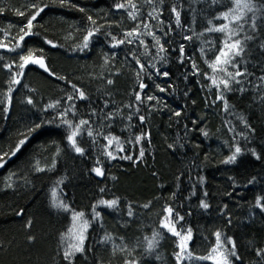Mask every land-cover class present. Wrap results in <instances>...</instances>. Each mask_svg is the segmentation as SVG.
<instances>
[{
  "label": "trees",
  "instance_id": "obj_1",
  "mask_svg": "<svg viewBox=\"0 0 264 264\" xmlns=\"http://www.w3.org/2000/svg\"><path fill=\"white\" fill-rule=\"evenodd\" d=\"M0 165V264H264V0H0Z\"/></svg>",
  "mask_w": 264,
  "mask_h": 264
},
{
  "label": "snow or ice",
  "instance_id": "obj_2",
  "mask_svg": "<svg viewBox=\"0 0 264 264\" xmlns=\"http://www.w3.org/2000/svg\"><path fill=\"white\" fill-rule=\"evenodd\" d=\"M245 6H246V5H245ZM32 7L35 8L36 10H35L34 13L30 14V18L27 20V24H26V26H25V27L27 28V31H25L24 28L21 29V32L23 33V35L20 36V40H21V41L24 40L25 36L31 34V29H32V27H33V21H35L36 18H37V16L40 14V12L43 11V8H37L36 5H32ZM116 7H117V8H123L124 5H123V4H117ZM173 11H175V9H173ZM18 14H19V15H22V16L25 15L24 12H19ZM129 15H132V13H129ZM150 15H151V14H150ZM223 15H224V17L226 18V14H223ZM133 18H135V17L133 16ZM89 19H91V17H89ZM226 27H227V25H222L220 28L215 29V30H216V31H221V32H223L224 29H225ZM132 34H133V33H131V32L127 33V35H129V36H131ZM91 35H93V33H92V32H89V33H88V36L85 37L84 47H87V46H88V38H89ZM113 39H115V38H113ZM123 42H124V41H117V44H119V43H123ZM128 42L131 43L132 41H128ZM49 43H50V42H49ZM141 43H143V41H141ZM239 43H240V41L237 40V41L235 42V44H233V45H229V47H233V48H234V47H236V45H238ZM113 46H115V45H113ZM181 51H183V48L181 49ZM221 56H228V54L225 53L223 49H221V55H218V56L216 57V62H217V63L220 62V60H221ZM21 60L24 61V63H22V64L20 65L21 68L25 67L28 63H40V66H41V67H44L43 61H36V60H34V59H33V60H30L28 57H25V56H21ZM138 63H139V61H138ZM224 63H225V64L229 63V60H228V59H225V60H224ZM141 67L143 68V66H141ZM216 70H217V69L213 66V71H216ZM45 71H47V68H45ZM164 75H167V73H164ZM228 75L231 76L232 74L229 73ZM237 75H241V73L238 72ZM15 82L18 83V81H15ZM109 83H112V81H109ZM215 83H216L215 80H213V84H215ZM221 83L224 85V88H225V89L229 88V83H228L227 80H222ZM73 87H75V86H73ZM140 87H141V89H143V88L145 87V85H144V84H141ZM161 90L163 91V89H161ZM77 91H79V89H77ZM79 95H80V98H81V99L84 98V93H83V92H79ZM221 98H222L221 96H218V97H217V99H221ZM68 99H69V100H72L73 97H72V96H69ZM136 99H137V100H140V99H141V97H140L139 94H137ZM149 99H152V97H149ZM28 103L31 104L32 101L29 100ZM48 107L52 108V107H55V105H49ZM5 111H7V109H5ZM176 114L179 115V113H176ZM61 115H62V116H63V115H66V113H65V114H61ZM140 119H141V121H143L144 118H143V117H140ZM64 123H67V124H69V126H71V122H69V121H66V120H65ZM87 123H88L87 121H81V122H80L81 125H84V124H87ZM77 127H79V126H77ZM77 134H78L77 131H73V132L68 136V141H69L70 143H72V145H73V147L75 148V151H76L77 153H82L83 150H82L80 147L76 146V142H75V140H74V137H75ZM88 135L91 136V135H92V132H89ZM106 139H107V138H106ZM113 139H115V138H113ZM136 140H137V142H139V141L141 140V137H139V136L136 137ZM24 143H25V141H24V140H21L20 145L17 146V150H18L19 147H20L21 145H23ZM111 143H112V141L109 140V145H111ZM170 147H171V146H170ZM236 152L239 153V152H240V149L237 148V149H236ZM13 154H14V153H13ZM108 155H109V156H112V153L109 152ZM143 155H144V151H143V149H141L140 157H138L137 159L142 158ZM123 158H124V159H129V160L133 159L131 156H126V157H123ZM235 159H236V156L233 155L232 157H229V159H228L227 161H225V162H226V163H231V162H233ZM133 162L135 163V161H133ZM0 166H2V165H0ZM93 171H94L97 175H102L101 169H99V168H94ZM102 191H103V190H102ZM100 203H101V204H104V205H107V206H109V207H112V206L116 205L117 201H115V200H112V201H100ZM53 206H54V207H65V208L67 207L66 205H57V204H54ZM257 206H258V207H261V210L264 211V205H261L260 202H259V200H258V202H257ZM145 207H147V205H145ZM201 207H203V208H207L208 205H207L204 201H201ZM94 211H95V206H94ZM166 211H168L169 213H171V209H167ZM131 214H132V213H131V211H130V212H129V215H131ZM96 215L98 216L99 213H96ZM162 226H163V227H169L167 224H163V223H162ZM169 230L172 231V228H169ZM216 235H217V243H219V242H220V233H217ZM151 246H152V242H150V247H151ZM234 247H235V246L233 245V249L230 250V252H229L227 255L223 256V258H222V260L219 262V264H229L228 255L236 256V253H235V251H234ZM76 250H77V251H80L81 249H80V248H77ZM257 254H258V255H261V254H264V252H258ZM64 255H65V258H66V259L69 257V253H68V252H65ZM236 258L239 259L238 256H236ZM205 259H206V257H205Z\"/></svg>",
  "mask_w": 264,
  "mask_h": 264
},
{
  "label": "water",
  "instance_id": "obj_3",
  "mask_svg": "<svg viewBox=\"0 0 264 264\" xmlns=\"http://www.w3.org/2000/svg\"><path fill=\"white\" fill-rule=\"evenodd\" d=\"M33 59L36 60V61H43L44 67H41L40 66V63H29L31 66H33L35 69H37V70H39V71H41L43 73L49 74V71H48V68L46 66V63H45V61L41 57L36 56V57L31 58L30 60H33ZM45 68H47V71H45ZM96 177L99 180L102 179V176L101 175H98Z\"/></svg>",
  "mask_w": 264,
  "mask_h": 264
},
{
  "label": "rangeland",
  "instance_id": "obj_4",
  "mask_svg": "<svg viewBox=\"0 0 264 264\" xmlns=\"http://www.w3.org/2000/svg\"><path fill=\"white\" fill-rule=\"evenodd\" d=\"M173 226H174V224L170 225V226L168 227V229H169V228H172ZM75 227H76V228H79V229H80V232L84 230V228L82 229L81 226L79 225V219H78V218H76ZM218 247H219V246H217L216 248H218ZM217 253H218V254H217L216 258H215L216 260H217V259H220L221 256H223L221 252L218 251Z\"/></svg>",
  "mask_w": 264,
  "mask_h": 264
},
{
  "label": "bare ground",
  "instance_id": "obj_5",
  "mask_svg": "<svg viewBox=\"0 0 264 264\" xmlns=\"http://www.w3.org/2000/svg\"><path fill=\"white\" fill-rule=\"evenodd\" d=\"M167 209H168V208H167ZM167 209H165V212H166V213L168 212V211H166ZM168 217L171 218V217H172V214H171V213H168ZM175 230H176V227L173 226V227H172V231H170L169 233H170V234H173V233L175 232Z\"/></svg>",
  "mask_w": 264,
  "mask_h": 264
}]
</instances>
